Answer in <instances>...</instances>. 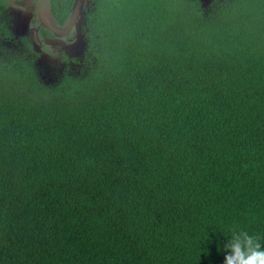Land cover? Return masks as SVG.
I'll list each match as a JSON object with an SVG mask.
<instances>
[{"label": "trees", "instance_id": "trees-1", "mask_svg": "<svg viewBox=\"0 0 264 264\" xmlns=\"http://www.w3.org/2000/svg\"><path fill=\"white\" fill-rule=\"evenodd\" d=\"M0 264H224L264 244V0H98L51 82L5 44Z\"/></svg>", "mask_w": 264, "mask_h": 264}, {"label": "flooded vegetation", "instance_id": "flooded-vegetation-1", "mask_svg": "<svg viewBox=\"0 0 264 264\" xmlns=\"http://www.w3.org/2000/svg\"><path fill=\"white\" fill-rule=\"evenodd\" d=\"M0 1L10 34L5 44L29 52L42 79L54 82L66 74L81 72L89 64L90 21L98 0H82L74 20L77 0ZM18 20L26 24L25 30L16 28ZM79 39L82 47L76 46Z\"/></svg>", "mask_w": 264, "mask_h": 264}, {"label": "clouds", "instance_id": "clouds-1", "mask_svg": "<svg viewBox=\"0 0 264 264\" xmlns=\"http://www.w3.org/2000/svg\"><path fill=\"white\" fill-rule=\"evenodd\" d=\"M224 247V264H264V244L246 230L233 227Z\"/></svg>", "mask_w": 264, "mask_h": 264}, {"label": "water", "instance_id": "water-1", "mask_svg": "<svg viewBox=\"0 0 264 264\" xmlns=\"http://www.w3.org/2000/svg\"><path fill=\"white\" fill-rule=\"evenodd\" d=\"M201 3H202V6L204 7V8H206V7H208L211 3H212V1L213 0H199ZM82 0H77L76 1V4H75V10H76V8H77V13L75 14V16L73 17V20L75 19V18H77V16H78V12H79V10H80V8L82 7L81 5H82ZM25 26H26V24H24V23H22L21 21H17L16 22V28H18L19 30H25L24 28H25ZM78 44H81V47H82V41L79 39L78 41H77V43H76V46H78Z\"/></svg>", "mask_w": 264, "mask_h": 264}]
</instances>
